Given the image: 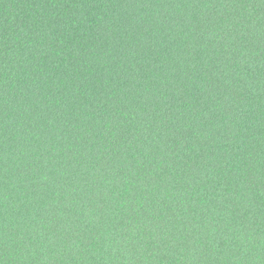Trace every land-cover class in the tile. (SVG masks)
<instances>
[{
  "label": "trees",
  "instance_id": "obj_1",
  "mask_svg": "<svg viewBox=\"0 0 264 264\" xmlns=\"http://www.w3.org/2000/svg\"><path fill=\"white\" fill-rule=\"evenodd\" d=\"M0 264H264V0H0Z\"/></svg>",
  "mask_w": 264,
  "mask_h": 264
}]
</instances>
